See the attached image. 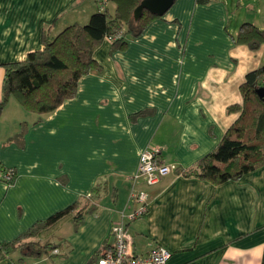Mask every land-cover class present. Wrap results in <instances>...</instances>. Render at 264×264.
I'll return each instance as SVG.
<instances>
[{"label": "crops", "instance_id": "crops-1", "mask_svg": "<svg viewBox=\"0 0 264 264\" xmlns=\"http://www.w3.org/2000/svg\"><path fill=\"white\" fill-rule=\"evenodd\" d=\"M251 1L175 0L123 47L105 40L94 52L101 70L82 76L53 112L40 117L10 98L0 119V244L79 201L83 222L68 217L43 233L53 250L25 264H96L120 211L138 207L135 186L149 197L127 227L137 254L160 245L168 264H264V164L218 185L181 172L216 149L239 116L228 108L243 102L247 73L264 64V45L235 43L244 22L264 29V0ZM98 11L99 0H0V100L6 63L43 49L45 30L55 36ZM149 146L175 169L153 185L134 183ZM9 167L12 183L2 179Z\"/></svg>", "mask_w": 264, "mask_h": 264}, {"label": "trees", "instance_id": "trees-1", "mask_svg": "<svg viewBox=\"0 0 264 264\" xmlns=\"http://www.w3.org/2000/svg\"><path fill=\"white\" fill-rule=\"evenodd\" d=\"M111 1L115 4L114 10L108 7L98 11L91 15L87 23L69 24L55 36L45 30L43 49L29 52L24 60L5 64L0 119L12 97L25 110L37 113L40 117L53 112L76 95L82 76L93 70H101L94 52L108 36L123 30L122 36L112 41L113 49L121 48L126 44L127 36H139L152 19L163 15L143 7L136 18L135 11L144 0ZM197 1L206 4L213 0ZM235 43L258 49L264 45V29L252 22H244L240 25ZM262 85L264 64L247 73L245 82L240 86L243 102L228 108L230 112H238L239 116L225 132L216 149L193 167L181 172L197 175L218 185L240 180L264 164V99L257 93ZM178 170L176 168L175 171ZM86 213V205L78 201L47 219L37 221L16 239L0 244V259L18 250L22 252L19 264H25L26 257L48 255L55 244L42 239L41 235L53 230L57 223L68 217L78 226ZM99 253L100 250L96 254L97 261Z\"/></svg>", "mask_w": 264, "mask_h": 264}, {"label": "built area", "instance_id": "built-area-1", "mask_svg": "<svg viewBox=\"0 0 264 264\" xmlns=\"http://www.w3.org/2000/svg\"><path fill=\"white\" fill-rule=\"evenodd\" d=\"M111 0H99L100 10L109 7ZM123 34V30L117 34L108 36L106 40L113 41ZM161 149L149 146L141 151L136 172L133 175L134 183L144 181L147 185L157 183L163 176L175 169L174 165L163 162L160 159ZM15 169L9 168L2 172V179L9 183L15 177ZM148 192L145 189L133 187L130 200L137 203L138 207L131 210L120 211L119 220L112 224V245L103 246L98 256V264H168L171 252L163 246H157L147 254H137L133 248V236L128 230V223L141 217L148 209ZM58 252V249H54Z\"/></svg>", "mask_w": 264, "mask_h": 264}, {"label": "water", "instance_id": "water-1", "mask_svg": "<svg viewBox=\"0 0 264 264\" xmlns=\"http://www.w3.org/2000/svg\"><path fill=\"white\" fill-rule=\"evenodd\" d=\"M174 2L175 0H144L140 7H138L135 11V17L138 18V15L142 11L143 7H147L152 12L157 14H164L170 9ZM257 93L264 99V85L257 89Z\"/></svg>", "mask_w": 264, "mask_h": 264}, {"label": "rangeland", "instance_id": "rangeland-1", "mask_svg": "<svg viewBox=\"0 0 264 264\" xmlns=\"http://www.w3.org/2000/svg\"><path fill=\"white\" fill-rule=\"evenodd\" d=\"M232 3L234 2L236 5L238 4V2L240 3H243V5H244V3L245 2H247L249 5H252V1L251 0H230ZM111 3V2H110ZM109 9L112 11L113 9H112V7L109 5ZM88 22V20L86 21V22H83L84 24L85 23H87Z\"/></svg>", "mask_w": 264, "mask_h": 264}]
</instances>
